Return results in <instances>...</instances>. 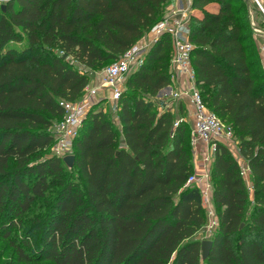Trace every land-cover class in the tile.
Listing matches in <instances>:
<instances>
[{
  "label": "trees",
  "instance_id": "obj_1",
  "mask_svg": "<svg viewBox=\"0 0 264 264\" xmlns=\"http://www.w3.org/2000/svg\"><path fill=\"white\" fill-rule=\"evenodd\" d=\"M171 1L12 0L0 8V236L17 262L201 264L195 237L207 219L200 188L187 184L190 131L151 99L172 84L167 34L128 75L117 124L92 106L73 141V166L51 154L60 102L80 100L88 71L117 60ZM189 25L196 87L232 129L253 188L251 201L238 160L218 143L209 168L217 223L205 262L264 264V71L244 1L193 0ZM52 183L60 189L50 198ZM38 200L33 251L11 232Z\"/></svg>",
  "mask_w": 264,
  "mask_h": 264
},
{
  "label": "built area",
  "instance_id": "obj_2",
  "mask_svg": "<svg viewBox=\"0 0 264 264\" xmlns=\"http://www.w3.org/2000/svg\"><path fill=\"white\" fill-rule=\"evenodd\" d=\"M12 0H0V5ZM264 16V6L259 0H253ZM193 0H177L175 4H169L160 20L137 43L125 51L117 60L103 70L102 78L98 86L87 85L80 100L75 102L61 101L64 113L62 118L54 123L52 133L54 143L51 146L53 156L63 158L72 154L73 141L78 134L79 128L94 105L96 100L108 99L114 110L117 109V101L124 89L128 75L142 63V60L151 47L163 34L170 37L172 53L170 58V74L172 84L170 93L178 99L185 98L189 102L192 126L190 130L191 145L197 140L201 141L206 148L203 159L202 174H193L188 178V183H198L203 178H209V168L218 143L227 147L235 144L232 129L223 123L221 119L206 106L203 97L195 84V73L191 64L193 44L189 40L190 12ZM253 33L264 35V30L257 23L250 22ZM261 58L264 59V40L260 44ZM107 93V96L104 95ZM100 95V97H98ZM100 99V100H101ZM95 101V102H94ZM184 118L174 121L176 127ZM249 168L241 166V175L245 179ZM213 224L216 225V220Z\"/></svg>",
  "mask_w": 264,
  "mask_h": 264
},
{
  "label": "rangeland",
  "instance_id": "obj_3",
  "mask_svg": "<svg viewBox=\"0 0 264 264\" xmlns=\"http://www.w3.org/2000/svg\"><path fill=\"white\" fill-rule=\"evenodd\" d=\"M234 6L237 5L234 4ZM112 62L113 61H107L103 63L101 67L89 71L87 70L90 78L88 85L98 86L101 81L100 76L102 78L103 70L107 68V66H109ZM104 95L107 96V93H104ZM98 97H100V95H98ZM100 99L96 100V102L94 101L95 102L93 105L94 109L104 111L107 114V116L111 119V121L117 124L116 122L117 120L115 117V110L113 109L111 102L108 99H101V100ZM151 99L158 106L156 108L157 112H162L164 110H171V112L174 113L175 115V119L184 118L187 123L186 126L188 130L189 131L191 130L192 122L189 121L187 118L188 109L186 108V104L181 99L173 97L172 93L166 95L163 94V92L161 94L157 93ZM189 137L191 138V135H189ZM190 138H189V142H190ZM190 150L192 151L193 165L196 166L198 162L201 161V159L200 158L196 159V155H195L196 151L193 145H190ZM70 173H71V178H69V181L78 183L79 180L77 174L75 172H70ZM194 174H196V172H194ZM64 179L67 178L65 177ZM209 184L211 185V181H209ZM59 189H60L59 184L52 183L47 195L50 198H53L55 194L59 191ZM40 201L38 200V202L35 203V205L30 209V211L25 213L27 215L26 216L27 218H23L22 224L18 223L17 225H15L11 232L12 237L15 239H20V238L27 239L30 243V247L33 248V251L37 249L38 246L37 238L39 236L38 233L35 231L34 228L35 226L33 225L35 222V218L33 216L43 213V209H42L43 206H41ZM203 206L204 209L206 210L204 197H203ZM205 215L207 219L206 225L201 229V231H199V233L195 237L199 242H202L204 240H211L216 228V225L213 224L214 222L213 218L212 217L210 218L206 211H205ZM0 264H23L17 262L13 253V249L8 245V241L6 239H3L1 236H0ZM30 264H52V263L47 261L44 262L38 261L36 263H30ZM201 264H207L205 262V259H202V257H201Z\"/></svg>",
  "mask_w": 264,
  "mask_h": 264
},
{
  "label": "crops",
  "instance_id": "obj_4",
  "mask_svg": "<svg viewBox=\"0 0 264 264\" xmlns=\"http://www.w3.org/2000/svg\"><path fill=\"white\" fill-rule=\"evenodd\" d=\"M176 1L177 0H172L171 1L172 5L175 4ZM243 1H244L245 8H246V16H247V19L249 21L250 33H251V35L254 39V42L256 44V49H257L258 54H259L260 63H261L262 69L264 71V59L261 58V53H260V44L264 40V35H257L255 33H253L252 28H251V24H250V22H255L258 24V26L261 29L264 30V16L261 13V11L258 9L256 3L253 0H243ZM259 2L264 6V0H259ZM100 79H101V76H100ZM170 90H171V88L169 86H167L162 90V92H163V94L167 95L170 93ZM182 101L186 104V108L188 109L187 118L189 121L192 122L193 116L191 115L189 102L185 98H183ZM193 146H194L195 151H196V153H195L196 159H199V158L201 159V161L198 162V164L196 166H194V172H196L197 175H200V174H202V171H203V163H204L203 159H204V156L206 153V148H205V145L199 140H197ZM229 149L231 150V152L233 153L235 158L238 160L240 166H242V165L246 166L245 162L243 161V159L238 154L236 144L229 147ZM197 152H199V153H197ZM244 180H245V183H246L248 190H249V194H250L249 198L251 201H253V188H252V182H251V177H250V171L248 172V175L246 176V178ZM209 181H210V177L209 178H203L198 183L197 186L200 188L201 194L204 197L205 208H206L207 214L209 215L210 218L212 217L213 220L217 221V217L215 214V207H214V204L212 201V187L209 184Z\"/></svg>",
  "mask_w": 264,
  "mask_h": 264
},
{
  "label": "water",
  "instance_id": "obj_5",
  "mask_svg": "<svg viewBox=\"0 0 264 264\" xmlns=\"http://www.w3.org/2000/svg\"><path fill=\"white\" fill-rule=\"evenodd\" d=\"M0 8L3 11H5L6 5L2 4V5H0ZM163 89L164 88L159 90L158 93H161ZM74 159H75V156L73 154H69V155H66L65 157H63L62 161L64 162V164L68 168H71L73 166V164H74ZM211 245H212V241L211 240H204V241L201 242V257H202V259H205V258L208 257Z\"/></svg>",
  "mask_w": 264,
  "mask_h": 264
}]
</instances>
